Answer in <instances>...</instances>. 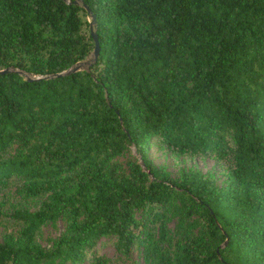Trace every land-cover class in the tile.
<instances>
[{"label": "trees", "instance_id": "16d2710c", "mask_svg": "<svg viewBox=\"0 0 264 264\" xmlns=\"http://www.w3.org/2000/svg\"><path fill=\"white\" fill-rule=\"evenodd\" d=\"M73 1L0 0V264H264V0Z\"/></svg>", "mask_w": 264, "mask_h": 264}, {"label": "rangeland", "instance_id": "374dc122", "mask_svg": "<svg viewBox=\"0 0 264 264\" xmlns=\"http://www.w3.org/2000/svg\"><path fill=\"white\" fill-rule=\"evenodd\" d=\"M88 22V19H87ZM130 153L135 158V152L130 149ZM148 159L156 166L164 169L172 178H176L180 171H198L202 174L210 173L214 176L217 185H220L223 181L221 170L215 164V162L209 157L201 156H186L171 153L166 150L163 146L157 145L155 142H151L147 148ZM121 161L124 157L120 158ZM10 195V202L16 205L20 202L17 195L14 193L13 188L7 190ZM29 203L22 201L21 205L27 206ZM6 209H9V205L6 204ZM7 212V211H6ZM6 225V224H5ZM4 224L0 226V233ZM62 230L61 222L55 224H46L41 227L40 234L38 237V243L43 247L49 246V241L56 238ZM93 251L100 257L107 260L108 264H142L141 259L136 250L130 252L128 256L120 255L114 247L112 239H100L97 241ZM70 264V263H65Z\"/></svg>", "mask_w": 264, "mask_h": 264}, {"label": "water", "instance_id": "95a60500", "mask_svg": "<svg viewBox=\"0 0 264 264\" xmlns=\"http://www.w3.org/2000/svg\"><path fill=\"white\" fill-rule=\"evenodd\" d=\"M78 2H79V0H75V1H73V4L76 5V4H78ZM84 8H85L86 12L89 14L88 9L86 7H84ZM89 16H90L89 30H90V35H91V37L93 39V43H94V48H93V50L91 52L90 58H88L87 60H84L82 62L74 64L73 66H71L65 72L55 75L56 77L67 76L69 74L81 71V70L85 69L86 67H88L90 65V63L92 61H94V59L96 58L97 52H98V45H97V42H96V37H95V35H94L93 31H92L95 20H94V17L92 15H89ZM8 71L9 70H1L0 71V75L4 74V73H7Z\"/></svg>", "mask_w": 264, "mask_h": 264}]
</instances>
